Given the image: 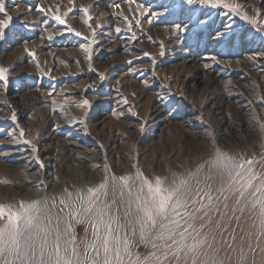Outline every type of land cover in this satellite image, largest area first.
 I'll list each match as a JSON object with an SVG mask.
<instances>
[{
  "label": "rangeland",
  "instance_id": "rangeland-1",
  "mask_svg": "<svg viewBox=\"0 0 264 264\" xmlns=\"http://www.w3.org/2000/svg\"><path fill=\"white\" fill-rule=\"evenodd\" d=\"M226 2L241 7L5 0L13 19L0 39V68L8 77L0 81V205L18 208L11 181L26 174V165L44 181L54 172L52 193L63 198L65 187L100 182L105 163L117 176L133 173V165L166 176L181 165L194 168L214 145L264 156V0ZM69 7L65 25L53 19L57 8L63 15ZM84 7L92 17L87 23ZM156 13L164 14L154 19ZM201 17L208 27L196 24ZM181 21L194 27L178 32ZM213 29L227 34L217 41L209 36ZM250 224L246 213L235 247H247L241 236ZM87 227L75 225L77 236ZM255 264H264V238Z\"/></svg>",
  "mask_w": 264,
  "mask_h": 264
},
{
  "label": "snow or ice",
  "instance_id": "snow-or-ice-1",
  "mask_svg": "<svg viewBox=\"0 0 264 264\" xmlns=\"http://www.w3.org/2000/svg\"><path fill=\"white\" fill-rule=\"evenodd\" d=\"M200 3L211 8L223 5L231 11L241 7L226 0ZM69 4L74 5V0ZM193 4L194 0H182V5ZM137 10L152 15L147 9ZM72 11L69 7L61 15L57 8L53 19L65 25L64 17ZM82 11L87 23L92 19L89 8ZM0 14L6 17L0 20L2 39L13 19L6 12L5 0H0ZM196 24L208 27L210 21L201 17ZM174 27L186 32L194 25L181 21ZM229 27L224 25L225 30ZM225 30L213 29L209 36L220 41ZM211 59L215 61V57ZM6 72L0 68V81L8 80ZM11 119L16 120L15 113ZM132 167L133 173L117 176L105 163L100 182L65 187L59 203L44 197L20 201L16 210L0 205V220L4 221L0 223V264H255L264 238V156L214 145L194 168L181 165V170L169 169L166 176L146 175L136 165ZM246 213L251 217V230L241 240L247 238L249 243L237 248L236 229L244 231L241 221ZM81 223L88 225L82 238L75 231V225ZM141 245L147 249L145 253L136 251Z\"/></svg>",
  "mask_w": 264,
  "mask_h": 264
},
{
  "label": "bare ground",
  "instance_id": "bare-ground-1",
  "mask_svg": "<svg viewBox=\"0 0 264 264\" xmlns=\"http://www.w3.org/2000/svg\"><path fill=\"white\" fill-rule=\"evenodd\" d=\"M48 157L50 156L48 155ZM48 165L53 167L54 169L56 167L55 163L54 164L49 163ZM32 169L33 168L31 165H26V167L24 168L26 174L22 175L19 172L17 173L18 176H16V179H13L11 181V188L15 192V196H16L15 200L26 202V201L41 200L42 198L47 197L50 201L53 198H55L57 200V203H59V200L61 198L58 197L56 193L55 194L52 193L54 192V188H55L54 184H52L55 173L54 172L49 173L48 179L44 181V178L37 177L35 175V172H32Z\"/></svg>",
  "mask_w": 264,
  "mask_h": 264
}]
</instances>
